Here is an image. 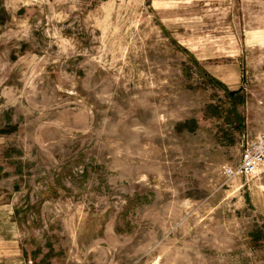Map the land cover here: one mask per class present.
<instances>
[{
    "label": "rangeland",
    "instance_id": "374dc122",
    "mask_svg": "<svg viewBox=\"0 0 264 264\" xmlns=\"http://www.w3.org/2000/svg\"><path fill=\"white\" fill-rule=\"evenodd\" d=\"M264 0H0V264H264Z\"/></svg>",
    "mask_w": 264,
    "mask_h": 264
},
{
    "label": "built area",
    "instance_id": "2783aa9c",
    "mask_svg": "<svg viewBox=\"0 0 264 264\" xmlns=\"http://www.w3.org/2000/svg\"><path fill=\"white\" fill-rule=\"evenodd\" d=\"M262 165H264V131L249 138L242 147L238 163L224 167L223 172L226 176L250 177Z\"/></svg>",
    "mask_w": 264,
    "mask_h": 264
}]
</instances>
